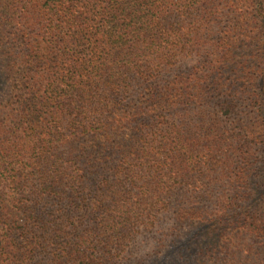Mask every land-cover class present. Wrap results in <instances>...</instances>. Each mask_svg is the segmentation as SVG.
<instances>
[{
  "label": "trees",
  "instance_id": "trees-1",
  "mask_svg": "<svg viewBox=\"0 0 264 264\" xmlns=\"http://www.w3.org/2000/svg\"><path fill=\"white\" fill-rule=\"evenodd\" d=\"M179 257L264 264V0H0V264Z\"/></svg>",
  "mask_w": 264,
  "mask_h": 264
},
{
  "label": "rangeland",
  "instance_id": "rangeland-1",
  "mask_svg": "<svg viewBox=\"0 0 264 264\" xmlns=\"http://www.w3.org/2000/svg\"><path fill=\"white\" fill-rule=\"evenodd\" d=\"M189 235H190V232L188 234L187 232H182L178 236L174 237L168 244H166L161 255H166L168 257V260L173 261V258H176L177 256H179L178 247L180 246V243H185ZM182 260L183 259L179 257V262L177 264H179L180 261ZM174 262H177V261H173V263ZM163 263L165 262H162V264ZM153 264H158V263L155 261Z\"/></svg>",
  "mask_w": 264,
  "mask_h": 264
}]
</instances>
